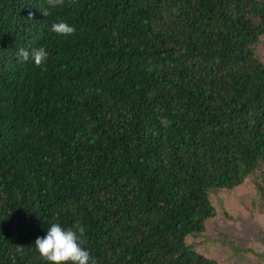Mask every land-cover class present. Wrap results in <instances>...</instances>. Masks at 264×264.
Segmentation results:
<instances>
[{
    "label": "trees",
    "instance_id": "16d2710c",
    "mask_svg": "<svg viewBox=\"0 0 264 264\" xmlns=\"http://www.w3.org/2000/svg\"><path fill=\"white\" fill-rule=\"evenodd\" d=\"M41 46L40 66L18 55ZM250 181L264 0H0V264H51L53 222L82 224L96 264H222L195 238L263 257Z\"/></svg>",
    "mask_w": 264,
    "mask_h": 264
},
{
    "label": "clouds",
    "instance_id": "9594fccd",
    "mask_svg": "<svg viewBox=\"0 0 264 264\" xmlns=\"http://www.w3.org/2000/svg\"><path fill=\"white\" fill-rule=\"evenodd\" d=\"M48 3L56 6L62 4L63 0H48ZM41 13L44 16L49 14L47 9ZM50 30L67 38L76 31V28L65 20H59L51 24ZM18 55L22 60L31 59L36 66H40L47 61L49 52L43 46L34 48L31 52L20 48ZM84 234L85 227L82 224L65 227L53 222L47 228L45 235L36 237L34 246L40 256L51 264H96L95 258L84 247Z\"/></svg>",
    "mask_w": 264,
    "mask_h": 264
},
{
    "label": "rangeland",
    "instance_id": "374dc122",
    "mask_svg": "<svg viewBox=\"0 0 264 264\" xmlns=\"http://www.w3.org/2000/svg\"><path fill=\"white\" fill-rule=\"evenodd\" d=\"M260 177V176H257ZM246 185H244L238 192L242 195H245L247 193V200L249 201V195H252L250 201L256 196V208L257 210H263L264 211V192H261V194H251L249 193L251 188L250 186L252 185V182H246ZM249 191V192H248ZM261 231L264 229V215H260L256 217L254 220L251 221V229H258ZM209 248L207 246V243H201L199 238H195L191 240V245L195 247L198 250L203 251L201 248H205L208 250H211L213 252V256L215 259L219 260L222 264H243L245 262H256L257 264H261L264 260V256L259 255L258 253L254 252H249V253H243L242 257H233L232 252H231V247L229 245L220 247L217 245H214L210 241H208ZM237 244V243H236ZM235 244V245H236ZM234 245V246H235ZM254 248V245L251 243L249 244V247ZM256 248V247H255ZM257 249V248H256Z\"/></svg>",
    "mask_w": 264,
    "mask_h": 264
}]
</instances>
